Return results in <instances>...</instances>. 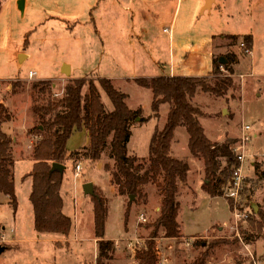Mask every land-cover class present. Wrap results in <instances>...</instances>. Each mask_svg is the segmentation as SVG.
Returning a JSON list of instances; mask_svg holds the SVG:
<instances>
[{
	"label": "rangeland",
	"instance_id": "rangeland-1",
	"mask_svg": "<svg viewBox=\"0 0 264 264\" xmlns=\"http://www.w3.org/2000/svg\"><path fill=\"white\" fill-rule=\"evenodd\" d=\"M77 1L78 5L75 0H35L25 17L8 0L1 10L0 74L9 80L0 84V104L12 114L5 131L16 136L14 180L18 209L15 213L10 198L0 191V246L5 248L0 252V264H99L94 203L92 195L84 191V185L89 182L94 185V195L98 193L108 199L105 235L107 239H116L113 241L117 251L109 254L111 258H103L102 264H139L127 242L133 240L136 250L138 245L145 247L161 214L163 195L155 184L142 186L133 199L119 194L113 180L114 161L109 158L110 146L98 163L86 157L90 145L85 128L76 131L68 142L67 169L60 189L65 200L64 214L72 217L73 227L67 235L40 233L35 229L34 206L30 199L33 178L29 174L34 168L30 155L38 138L28 132L36 123L33 105L41 94L39 91L34 93L32 89L31 83L37 79H24L31 71L38 72L36 78L53 75L60 69V62L70 58L75 67L74 77L78 79L85 77L98 84L100 76L114 77V80L109 79L118 90L128 95L126 102L129 107L141 110V116L133 122V135L128 143L129 152L140 158L148 156L153 132L157 127H164L171 108L170 104H163L155 114L153 91L135 82L137 78H151L153 76L149 74L160 70L157 66L154 68L151 56L158 58V46L167 49L168 33L162 31L160 18H156V24H153L149 17L139 13L130 16L122 5L113 7L103 2V7H97L98 0H93L90 6L89 0ZM199 4L200 0L187 1L189 13L181 23L182 30L191 31L200 39L220 32L212 40L215 50L212 70L198 78L206 79L211 90L220 80L226 82L231 78L233 84L218 94L215 90L199 91L193 102L202 108L200 122L210 140L217 144L232 141L231 147L236 149V153L245 154L240 163L244 175L243 190L237 201L231 197L233 209L225 196L207 193L203 162L192 155L188 145L189 133L185 127L179 126L172 141L171 155L187 160L190 166L187 181L181 182L178 194L181 207L178 221L182 234L179 239L167 238L160 229L156 250L163 264H193L206 251V264H237V260L245 264H264V227L260 225L258 229L257 223L252 226L248 219L258 211L256 206L264 211V0H215L214 10L204 17L199 14L197 20ZM184 7L185 0L183 10ZM136 8L134 6V10ZM48 9L50 15L68 14L71 23H75L70 25L60 15L48 18ZM76 16L80 25L74 20ZM183 16L184 11L180 19ZM96 27L105 32L97 34ZM168 27L163 29L168 30ZM143 28L146 31L141 43L135 32H141ZM68 33L73 35L69 42ZM248 33L255 39L251 53L243 40ZM230 34L239 37L236 43L229 38ZM43 37L48 39L41 40ZM26 39H29L28 45ZM23 47L32 57L18 67L16 54ZM59 56L61 59L55 64ZM221 58L225 63L220 61ZM214 60H217L218 70ZM241 73L247 76L242 77ZM16 81L20 84L12 88L11 83L16 85ZM64 87L61 82L57 84L55 94L58 97L63 94ZM100 91L102 101L112 111L110 99L102 89ZM246 125L252 126L253 130L251 135V128L248 130L250 140L242 145ZM77 165L81 168L77 169ZM232 186L233 183L228 188V195ZM127 206L130 214L126 223ZM236 207L248 212L246 220L238 222L234 219ZM256 218L259 221V216ZM242 228L249 230L248 236L243 235ZM235 238L240 241L212 247L213 240L233 241Z\"/></svg>",
	"mask_w": 264,
	"mask_h": 264
},
{
	"label": "trees",
	"instance_id": "trees-1",
	"mask_svg": "<svg viewBox=\"0 0 264 264\" xmlns=\"http://www.w3.org/2000/svg\"><path fill=\"white\" fill-rule=\"evenodd\" d=\"M1 3L0 0V6ZM243 37L247 47L252 48V35ZM229 38L236 43L239 37L229 35ZM216 62L217 60H214L215 68ZM97 82L98 84L85 77L70 79L61 97L55 94L56 85L52 79H40L31 83L34 93L37 94L39 91L41 94V98L36 99L33 105L36 123L28 132L38 138L33 143L30 157L34 160V168L29 174L33 178L30 199L34 206L35 229L40 233L64 235L70 233L73 222L71 217L64 214V200L60 193L65 171L63 173L58 170L52 171V166L55 162L66 165L70 138L76 131L86 128L90 145L86 157L98 163L103 160L104 152L110 146L109 158L114 161L113 180L121 196L137 195L142 186L151 183L160 188L163 195L161 214L154 223L151 240L145 247L138 245L139 248L137 247L135 251V258L139 264H158L160 258L156 250V239L159 237L160 229L167 238L179 239L182 234L178 221L181 208L178 194L181 182L187 181L190 166L187 160L171 155L172 141L179 126L185 127L189 133L188 145L192 155L204 161L205 191L211 196H225L233 209L227 191L233 183L234 171L240 165L238 153L231 147L232 141L217 144L210 140L200 122V117L203 116L202 108L193 102L199 91L215 90V94H218L232 87L233 80L231 78L226 82L220 80L211 90L206 85V79L198 77L156 76L135 79L137 84L153 91L152 108L155 114L163 104L171 106L164 127H157L154 130L148 156L143 158L131 154L128 148L133 135V122L141 116V110L129 107L126 102L128 95L118 90L111 79L98 77ZM19 84L18 81L13 88ZM85 88L88 89L85 91ZM100 89L110 99L112 111H109L102 101ZM141 119L146 121L143 117ZM11 120V112L0 104V191L10 198L16 213L18 209L14 180L16 146L13 136L3 129ZM92 200L95 236L98 239V262L102 264V259L111 258L109 254H114L117 248L113 240L105 237L109 214L108 199L96 193L92 195ZM256 208L258 211H254L255 215L251 214L248 219L250 225L257 223L259 229L260 225L264 227V211L260 207ZM126 209L127 223L129 206ZM256 216H259V221ZM248 232L249 230L242 228L243 235L248 236ZM239 241L235 238L233 241L221 239L213 240L211 243L212 247H216ZM194 243L200 245L199 242ZM207 260L206 251L193 264H206ZM243 263L244 261L237 260V264Z\"/></svg>",
	"mask_w": 264,
	"mask_h": 264
},
{
	"label": "crops",
	"instance_id": "crops-1",
	"mask_svg": "<svg viewBox=\"0 0 264 264\" xmlns=\"http://www.w3.org/2000/svg\"><path fill=\"white\" fill-rule=\"evenodd\" d=\"M7 0H1V6H0V14L1 10L3 7H5V3ZM10 4H14V9L16 11H21L22 16L25 17L26 13L30 11L33 2L35 0H8ZM61 1V0H60ZM187 1L185 0V7L183 10V3L184 0H98L97 7H103V2H106V4H109L113 7L115 6H120L122 5V8L125 11L129 12V15H137L139 13L143 17H149V21H153V24H156V18H160V27H162V31H164L163 27L169 25L168 31L164 33H168V37L166 39V50H164L162 47L158 46L156 47L157 53H158V58L152 56V62L155 66L160 69L157 72L149 74V76H191V77H199L206 75L208 72H211L212 70V55L214 54V45L212 44L213 37L217 35V32H214L215 34H212L208 38L200 39L197 37L193 32H186L185 30H182L181 28V23L183 20L187 18V12L188 10V5ZM93 0H89V6L92 5ZM75 3L78 5V1L75 0ZM5 4V5H4ZM8 4V3H7ZM207 4V0H200V8L197 12V20L199 17V14L202 15V17L205 16L206 13H210L214 10L215 8V1L213 3L212 8H208L205 10ZM134 6L137 7L136 10H134ZM144 6L146 10L142 7ZM80 10V8L77 9V12ZM83 10V9H82ZM144 10V11H143ZM184 11V16L182 19H180L181 12ZM201 12V13H200ZM204 14V15H203ZM48 18H55L57 15H60V17H63L66 20L67 23L73 26V23H71L72 19L69 17L68 14H62V13H53L50 15V9H48L47 12ZM91 19H93V14L92 12L90 13ZM1 20V16H0ZM76 22L80 25V21L78 20V16L74 18ZM88 23L90 21H87ZM48 23H50V20L48 19ZM143 20L140 21V25H142ZM181 28V30H180ZM72 30V28L70 29ZM146 31V28H143L141 32L136 31V37H139L140 41L143 39L144 35L143 33ZM105 31L102 29L100 30L98 27H96V33L102 35ZM228 35V34H227ZM231 35V34H230ZM247 35H252V34H247ZM244 35V36H247ZM29 34L26 35V38H28ZM69 38L67 41L69 42L73 35L72 33H68L67 35ZM115 36V32L112 34V37ZM253 37V45L250 50L254 51L255 47V39L254 35ZM41 40H47V37L40 38ZM112 39V38H111ZM104 42V41H103ZM162 42H165V40H162ZM29 39H26V45H28ZM142 43V41H141ZM145 47L147 44H144ZM104 50V46H103ZM107 52V50H104ZM166 51H167V56H166ZM32 57V55L26 53V48L23 47V50L17 52L16 54V63L18 67H22L24 64L28 62V60ZM252 57V55L250 56ZM61 59V56L57 58L55 61V64L59 62ZM72 60L70 58H64L60 62V69L53 75H47L45 77H38L36 78L37 75L34 76L33 78L37 80H44V79H53L55 80V85L59 82L61 84L66 85V81L68 79H74V78H79V77H74V66L71 63ZM70 64V65H69ZM165 64V66H163ZM253 66V61L251 63V69ZM68 67V68H67ZM3 70H1L2 72ZM242 77L247 76V74L241 73ZM67 75V76H66ZM252 75V73L250 74ZM7 76L0 74V84L3 83V81L9 80L5 79ZM102 77V76H100ZM31 79L30 73L29 77L24 78V79ZM112 80H114V77H109ZM133 79L136 78L135 74H133ZM13 80V79H11ZM18 82V81H16ZM13 86L15 84L11 83ZM54 85V86H55ZM13 88V87H12ZM7 108V107H6ZM132 109V108H131ZM8 124V123H7ZM6 125V124H5ZM5 125L3 129L5 130ZM10 130V129H9ZM252 126H251V131L250 135L252 133ZM11 131V130H10ZM87 133V132H86ZM9 134V133H8ZM10 135V134H9ZM13 136V134H11ZM87 136L89 138V134L87 133ZM14 141L16 140V136H13ZM89 143V140H88ZM200 161L203 162V170H205V164L203 159H200ZM67 165V164H66ZM65 168V172H66ZM202 169V168H201ZM63 197V196H62ZM64 200V197H63ZM65 204V200H64ZM64 209V208H63ZM68 216V215H67ZM70 217V216H69ZM72 218V217H71ZM73 227V226H72ZM64 235V234H63ZM106 237V235H105ZM97 239V238H96ZM109 239V238H108ZM98 240V239H97ZM111 240V239H109ZM114 241L116 239H113ZM129 241L127 242V244Z\"/></svg>",
	"mask_w": 264,
	"mask_h": 264
},
{
	"label": "built area",
	"instance_id": "built-area-1",
	"mask_svg": "<svg viewBox=\"0 0 264 264\" xmlns=\"http://www.w3.org/2000/svg\"><path fill=\"white\" fill-rule=\"evenodd\" d=\"M249 53H251V50H248ZM37 75L36 71H31L30 72V77H34ZM250 126L246 125L244 127V137L242 138V145L244 143H246V141L250 140V136L247 134L248 130H250ZM237 151H239V149H237ZM245 155V154H244ZM244 155L242 153H238V158L240 163L242 164L243 160H244ZM246 158V157H245ZM239 165L237 167V169L234 171V177H233V186L231 188V193H230V197L234 198L236 201L239 199L240 195H241V191L243 190V183H244V175H243V170H242V165ZM77 169H80V165L76 166ZM143 217L145 220V216H141ZM248 218V212H243L241 210H239L237 207L235 209V218L236 221H242V220H246ZM127 247L129 249L132 250L133 253H135L136 251V246L133 243V240H130L129 243L127 244ZM159 256L160 253H158ZM158 264H163L162 262H159Z\"/></svg>",
	"mask_w": 264,
	"mask_h": 264
},
{
	"label": "water",
	"instance_id": "water-1",
	"mask_svg": "<svg viewBox=\"0 0 264 264\" xmlns=\"http://www.w3.org/2000/svg\"><path fill=\"white\" fill-rule=\"evenodd\" d=\"M214 1L215 0H207V4H206L207 8H205V10L208 9V8H212ZM220 61L222 63H225L224 62L225 60L223 58H221ZM65 168H66V166L64 164L55 162V163H53L52 171L58 170V171L63 173ZM84 191H85V194L94 195V185H93V183H91V182L86 183L84 185ZM131 199H133V196H132ZM4 250H5V248L0 246V252L2 253V251H4Z\"/></svg>",
	"mask_w": 264,
	"mask_h": 264
},
{
	"label": "bare ground",
	"instance_id": "bare-ground-1",
	"mask_svg": "<svg viewBox=\"0 0 264 264\" xmlns=\"http://www.w3.org/2000/svg\"><path fill=\"white\" fill-rule=\"evenodd\" d=\"M165 32H169L167 29H164ZM68 68V67H67Z\"/></svg>",
	"mask_w": 264,
	"mask_h": 264
}]
</instances>
